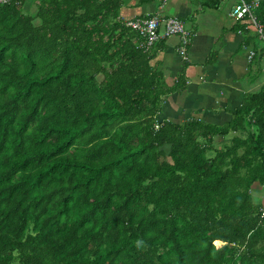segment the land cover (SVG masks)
<instances>
[{"label":"trees","instance_id":"obj_1","mask_svg":"<svg viewBox=\"0 0 264 264\" xmlns=\"http://www.w3.org/2000/svg\"><path fill=\"white\" fill-rule=\"evenodd\" d=\"M120 6L0 4V264H264V89L222 126L155 130Z\"/></svg>","mask_w":264,"mask_h":264},{"label":"crops","instance_id":"obj_2","mask_svg":"<svg viewBox=\"0 0 264 264\" xmlns=\"http://www.w3.org/2000/svg\"><path fill=\"white\" fill-rule=\"evenodd\" d=\"M237 2L121 0V22L159 13L179 19L191 34L185 60L178 54L176 36L160 39L146 51L164 94L159 122L180 125L198 120L222 126L248 94L264 89V46L248 21L231 17Z\"/></svg>","mask_w":264,"mask_h":264},{"label":"built area","instance_id":"obj_3","mask_svg":"<svg viewBox=\"0 0 264 264\" xmlns=\"http://www.w3.org/2000/svg\"><path fill=\"white\" fill-rule=\"evenodd\" d=\"M9 2L10 0H0V4H8ZM258 6L259 3L257 0L250 2L238 0L232 8L231 17L236 21H248L250 25L253 26L264 45V28L257 22L254 13ZM122 23L143 40V43H140L139 47L145 50L152 47L160 39L171 36L178 37V54L182 59H186L191 34L179 19L175 17H164L159 13H154L141 18L127 20ZM252 56L253 53L250 52L249 58ZM161 125L162 123L157 119V121L154 122V129L157 130ZM260 216L264 218V204L260 208Z\"/></svg>","mask_w":264,"mask_h":264},{"label":"rangeland","instance_id":"obj_4","mask_svg":"<svg viewBox=\"0 0 264 264\" xmlns=\"http://www.w3.org/2000/svg\"><path fill=\"white\" fill-rule=\"evenodd\" d=\"M264 46V45H263ZM232 137V135H229L226 137V140H229L230 138ZM163 149L167 152L168 151V148L167 147H163ZM252 195H253V199H254V202L257 203V204H264V187L262 188H258L256 186L253 187V190H252Z\"/></svg>","mask_w":264,"mask_h":264}]
</instances>
